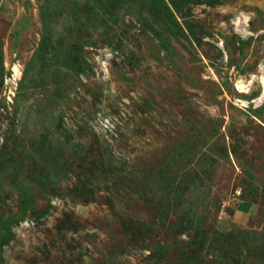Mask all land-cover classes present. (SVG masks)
Here are the masks:
<instances>
[{"label":"rangeland","instance_id":"rangeland-1","mask_svg":"<svg viewBox=\"0 0 264 264\" xmlns=\"http://www.w3.org/2000/svg\"><path fill=\"white\" fill-rule=\"evenodd\" d=\"M263 83L264 0H0V264H264Z\"/></svg>","mask_w":264,"mask_h":264},{"label":"trees","instance_id":"trees-1","mask_svg":"<svg viewBox=\"0 0 264 264\" xmlns=\"http://www.w3.org/2000/svg\"><path fill=\"white\" fill-rule=\"evenodd\" d=\"M243 206H244V207H243ZM238 207H239V208H242V209H244V210H248L249 207H250V202H248V201H240V202L238 203Z\"/></svg>","mask_w":264,"mask_h":264},{"label":"bare ground","instance_id":"bare-ground-1","mask_svg":"<svg viewBox=\"0 0 264 264\" xmlns=\"http://www.w3.org/2000/svg\"><path fill=\"white\" fill-rule=\"evenodd\" d=\"M263 87H264V83H263ZM262 95L264 96V89H263Z\"/></svg>","mask_w":264,"mask_h":264}]
</instances>
